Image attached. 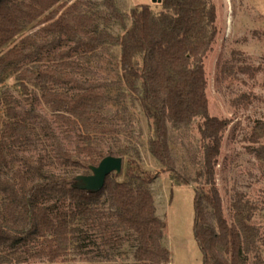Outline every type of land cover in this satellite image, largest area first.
I'll return each mask as SVG.
<instances>
[{"label": "trees", "instance_id": "trees-1", "mask_svg": "<svg viewBox=\"0 0 264 264\" xmlns=\"http://www.w3.org/2000/svg\"><path fill=\"white\" fill-rule=\"evenodd\" d=\"M104 3L106 17L87 11L84 0H0V82L16 70L25 95L24 101L0 92V264H61L56 262L67 260L72 246L84 250L93 229L114 248L134 237L135 264L172 263L164 245L168 223L159 216L149 188L158 171L129 157L124 181L111 174L99 191L74 184L81 175L77 169H91L106 156L121 157L95 145L99 135L116 132L105 113L111 97L106 88L116 83L147 118L149 149L163 171L178 185L197 184L193 229L203 263L264 264V229L255 221L258 206L237 191L230 221L217 183L231 122L208 112L203 58L218 34L216 5L208 0H163L159 12L139 4L127 13L116 0ZM102 20L119 21L124 33L102 28ZM32 25H40V37L27 31ZM106 45L121 48L122 79L114 83L90 76L95 74L90 60ZM249 69L228 60L219 79H237ZM31 81L40 94L30 88ZM37 102L49 106L66 134L57 132ZM196 120L203 157L197 174L190 177L177 166L171 134ZM36 124L48 139L47 157L32 154L41 142ZM249 140L260 144L250 150L264 169V121L254 126ZM104 255L112 256L109 251Z\"/></svg>", "mask_w": 264, "mask_h": 264}, {"label": "rangeland", "instance_id": "rangeland-1", "mask_svg": "<svg viewBox=\"0 0 264 264\" xmlns=\"http://www.w3.org/2000/svg\"><path fill=\"white\" fill-rule=\"evenodd\" d=\"M72 3L76 0H63ZM87 11L101 17L108 16L104 0H84ZM122 12L130 13L139 4H148L155 11L163 9L162 3L153 0H116ZM217 7L218 34L212 48L203 58L207 78L208 112L220 118H228L231 122L223 139L222 153L216 171L226 213L232 221V202L236 192L243 191L258 206L256 223L264 229V169L255 152L250 147H259L250 141L254 126L264 121V0H208ZM127 24L131 20L126 19ZM39 26H29L27 31L39 36ZM101 27L115 35H122V24L113 20L101 22ZM121 48L118 45H106L99 48L89 62L95 71L90 75L104 82L121 80L118 62ZM237 65L248 66L247 73H239L237 79L220 81L221 68L226 61ZM16 70L9 72L0 82L3 96H14L24 100V93L18 84ZM30 88L40 94L35 81L29 82ZM110 99L105 113L109 115L116 132L99 135L95 145L104 152H113L123 158L122 172H113L114 178L126 180L124 166L127 158H136L141 166L158 171L159 177L149 185L153 193L157 212L168 223L164 245L172 255L171 264H204L202 253L194 235V195L197 184L178 185L172 174L163 171V166L153 157L149 149L151 131L147 118L141 107L134 102L125 87L119 83L106 88ZM29 103V102H26ZM36 108L45 113L53 122L57 132L63 136L66 127L44 102H37ZM2 113L6 114V107ZM196 120L171 134V148L177 166L186 175L195 177L202 159L201 136ZM35 131L41 133L39 124ZM38 148L32 150L33 155L42 152L44 156L51 154L48 139L41 133ZM70 147L72 143L67 142ZM50 162V159H48ZM20 163H16V166ZM51 165V164H49ZM51 167V166H49ZM78 174H90V168L77 169ZM79 180L77 177L74 184ZM1 197V194H0ZM62 207H65L61 204ZM92 239L85 242L83 251L72 246L67 260H59L61 264H135L134 257L137 241L130 237L115 248L104 242V237L97 229L90 231ZM110 252L112 256L104 253ZM264 254V248H263ZM25 264V263H23ZM33 264H49L46 260H38Z\"/></svg>", "mask_w": 264, "mask_h": 264}, {"label": "water", "instance_id": "water-1", "mask_svg": "<svg viewBox=\"0 0 264 264\" xmlns=\"http://www.w3.org/2000/svg\"><path fill=\"white\" fill-rule=\"evenodd\" d=\"M163 0H153L155 3H162ZM123 158L118 156H106L97 166H92V173L78 175L79 182L76 184L83 189L91 191L102 190L106 184L108 176L113 172H122Z\"/></svg>", "mask_w": 264, "mask_h": 264}]
</instances>
